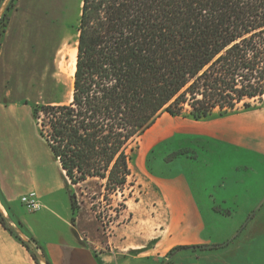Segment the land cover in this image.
Listing matches in <instances>:
<instances>
[{
	"label": "trees",
	"instance_id": "trees-1",
	"mask_svg": "<svg viewBox=\"0 0 264 264\" xmlns=\"http://www.w3.org/2000/svg\"><path fill=\"white\" fill-rule=\"evenodd\" d=\"M76 34L71 99L32 106L72 185L121 187L129 143L162 112L197 120L264 95V0H80Z\"/></svg>",
	"mask_w": 264,
	"mask_h": 264
},
{
	"label": "crops",
	"instance_id": "crops-1",
	"mask_svg": "<svg viewBox=\"0 0 264 264\" xmlns=\"http://www.w3.org/2000/svg\"><path fill=\"white\" fill-rule=\"evenodd\" d=\"M19 27L12 12L0 50V264H163L175 246L208 244L193 234L204 223L184 169L199 151L205 165L211 156L238 168L251 158L264 165V106L197 120L167 112L157 116L139 135L128 167L150 188V211L158 217L144 230V241L129 240L122 226L117 236L123 239L100 250L103 244L84 233L73 214L74 185L39 133L26 100L27 77L14 73ZM31 191L41 203L36 211L20 199Z\"/></svg>",
	"mask_w": 264,
	"mask_h": 264
},
{
	"label": "rangeland",
	"instance_id": "rangeland-1",
	"mask_svg": "<svg viewBox=\"0 0 264 264\" xmlns=\"http://www.w3.org/2000/svg\"><path fill=\"white\" fill-rule=\"evenodd\" d=\"M9 1L2 3L0 17ZM79 2L13 1L5 31L14 12L15 21L20 25L14 73L20 77L26 75L25 95L31 106L57 100L69 102L70 84L65 85L59 63L66 49L75 46ZM40 60L43 62L38 71ZM246 101L249 108H244L241 101L235 110L264 106V95ZM219 112L215 108L211 115ZM138 140L139 136L135 137L127 147L129 161L138 147ZM198 155L184 171L193 185L204 223L202 230L193 234L208 244L202 248L169 250L163 264H264V165L255 164L251 158L238 168L216 156H211L205 165V154L199 151ZM104 183V179L89 178L74 185V215L79 228L103 244L100 250L109 249L112 240L123 239L117 236L122 226L128 228L129 240L140 238L144 241L147 236L143 232L151 228L158 217L157 212L150 211L154 201L150 188L134 169L125 183L115 190L108 191Z\"/></svg>",
	"mask_w": 264,
	"mask_h": 264
},
{
	"label": "bare ground",
	"instance_id": "bare-ground-1",
	"mask_svg": "<svg viewBox=\"0 0 264 264\" xmlns=\"http://www.w3.org/2000/svg\"><path fill=\"white\" fill-rule=\"evenodd\" d=\"M80 6V2H79ZM60 71L62 72L65 80V85L70 84L69 100L72 95V82L76 68V47H69L66 49L62 60L59 63Z\"/></svg>",
	"mask_w": 264,
	"mask_h": 264
},
{
	"label": "built area",
	"instance_id": "built-area-1",
	"mask_svg": "<svg viewBox=\"0 0 264 264\" xmlns=\"http://www.w3.org/2000/svg\"><path fill=\"white\" fill-rule=\"evenodd\" d=\"M20 199L29 211H36L41 208V203L38 201L36 193L33 191L21 196Z\"/></svg>",
	"mask_w": 264,
	"mask_h": 264
}]
</instances>
